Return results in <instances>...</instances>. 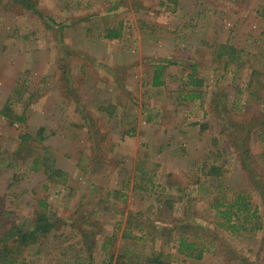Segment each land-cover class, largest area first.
Segmentation results:
<instances>
[{
	"label": "rangeland",
	"instance_id": "1",
	"mask_svg": "<svg viewBox=\"0 0 264 264\" xmlns=\"http://www.w3.org/2000/svg\"><path fill=\"white\" fill-rule=\"evenodd\" d=\"M113 27L121 36L105 38ZM221 43L249 53L240 67L221 68ZM158 63L164 84L154 87ZM6 102L24 122L1 114ZM262 118L264 0H0V236L38 210L57 220L22 250L24 264H87L85 243L92 264L130 251L264 264ZM40 127L57 172L49 179L20 160L14 177L18 133ZM237 192L256 205L260 229L218 225L211 202ZM182 231L201 258L177 252Z\"/></svg>",
	"mask_w": 264,
	"mask_h": 264
},
{
	"label": "trees",
	"instance_id": "2",
	"mask_svg": "<svg viewBox=\"0 0 264 264\" xmlns=\"http://www.w3.org/2000/svg\"><path fill=\"white\" fill-rule=\"evenodd\" d=\"M25 5L26 7H31L28 3H25ZM105 31V38L113 39L121 36L120 27L106 28ZM243 54L248 55L249 53L243 52L242 50L236 48L234 45L224 43L218 44L215 51L216 61H220L222 63L221 68L223 69L231 64H235L240 67L241 65L238 64V62H241ZM165 67L166 65L164 63L153 65L151 77L152 86L158 87L164 84V80L161 78V76ZM192 69H195L194 65L192 66ZM251 72L257 71L255 69L251 70ZM189 76L190 79L186 83L198 88L201 83L200 79H195L194 76L192 78V73H190ZM250 87L252 94L255 93L256 85L250 84ZM259 93H261L260 90ZM183 96L199 98L201 96V91H193V93L186 91ZM1 114L7 117L11 123H21L25 121L24 115L14 112L13 109L9 106V102H6L3 105ZM256 131L258 137L264 136V118L259 121L258 129H256ZM248 135L249 128L247 127L245 128V133L241 140H247ZM43 136V127H40L34 135L27 132L18 133V145L13 151V155H11L10 159L8 160V165L14 170V177L17 176V174H20L18 173L20 169L17 168L20 160L21 163H26L27 161L32 170H42L49 179L52 178L54 172H57L53 165L49 163V156L45 155L44 153L45 147L41 142ZM234 144H236V146H241L239 140H235ZM29 153H31V155ZM240 153L243 154V152L241 151ZM259 155L264 161V148L259 153ZM219 197L223 196L221 195ZM224 200L225 199L223 198L218 199L217 197L210 204L211 209L214 210L215 219L216 217H218V219L220 220L218 223L219 226L231 230H235L236 227L244 229L245 221H251L252 225L251 227H249L250 229L261 228V221H258V219H256V217L260 216V214L257 211L256 205L252 207L248 193L237 192L233 195V199L229 201ZM40 204L44 205L43 202H41ZM35 215L36 216L28 222L8 224V227L5 229L3 235L0 236V264H24L25 259L24 255L22 254V250L27 246L37 243L38 239H40L41 237L49 236V234L57 224V220L53 218V214H51L50 212L38 210L35 212ZM76 228L79 229L80 227L77 226ZM115 232L116 231L113 232L112 238L115 236ZM80 235L83 238L89 237L91 236V231L81 228ZM184 235L185 234L182 231L180 233V237L178 238L177 252L180 254H185L189 257L198 259L201 258L203 249H198L197 243L184 237ZM91 246V243H85L81 250L85 251L86 249L88 252L86 257L87 264H92V253L90 252ZM35 249L37 252L41 250L37 247H35ZM123 256L124 255L118 254L114 258L111 253L109 254V257L106 262H104V264H172L170 261L163 259L160 253H150V256L146 255L144 260L142 258H139L137 255L135 256L134 254H132V251H130L129 256H126L125 258ZM71 262L72 264H83V261L78 258H75Z\"/></svg>",
	"mask_w": 264,
	"mask_h": 264
}]
</instances>
